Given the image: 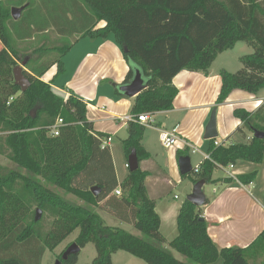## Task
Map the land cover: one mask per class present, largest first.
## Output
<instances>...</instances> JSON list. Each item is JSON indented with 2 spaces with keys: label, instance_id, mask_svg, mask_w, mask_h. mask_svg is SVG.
I'll list each match as a JSON object with an SVG mask.
<instances>
[{
  "label": "trees",
  "instance_id": "obj_1",
  "mask_svg": "<svg viewBox=\"0 0 264 264\" xmlns=\"http://www.w3.org/2000/svg\"><path fill=\"white\" fill-rule=\"evenodd\" d=\"M12 8H23L18 20L13 19ZM51 30L73 41L50 47L44 39L30 54L19 50L20 43L36 36L45 38ZM110 37L123 50L129 67L125 84L138 70L147 84L133 102L131 115L136 120L144 113L173 110L179 93L173 79L182 71L208 75L217 57L239 42H246L254 52L241 58L243 67L238 72H221L217 105L225 103L234 90L258 94L264 88V0H0V155L26 172L0 167V264H23L13 255L19 245L34 249L39 263L46 251H55L76 230L79 235L74 243L81 249L89 244L96 248L92 264H113V256L120 251L147 264H186L166 245L194 264H213L219 259L223 264H250L259 246L264 264V231L246 249H219L208 234L201 208L188 200L177 219L178 236L167 242L160 232L156 203L146 189L149 173L140 168L122 182L124 196L116 204L112 197L105 208L128 209L130 223L144 239L107 226L90 208L99 207L118 187L111 152L109 146H102L105 136L94 133L87 104L53 85L65 71L64 58L80 40ZM26 56L32 58L30 72L24 71L31 85L22 92L15 84L14 69ZM55 66L52 82L44 81ZM235 116L242 122L237 133L244 142L216 146L212 140L210 160L200 165L199 173L194 169L184 178L195 175V185L237 181L246 186L256 181V173L213 181L218 168L264 162V139L254 136L255 131L264 132V106L255 114L237 109ZM58 120L63 124L55 136ZM144 132L140 123L130 122L124 142L126 156L136 150L140 163L150 159L142 147ZM186 155L187 151L178 153ZM43 182L87 206L66 200ZM94 187L100 188L98 196L91 192ZM46 217L52 221L44 232ZM78 259L79 255L71 256L63 264H77Z\"/></svg>",
  "mask_w": 264,
  "mask_h": 264
},
{
  "label": "crops",
  "instance_id": "obj_2",
  "mask_svg": "<svg viewBox=\"0 0 264 264\" xmlns=\"http://www.w3.org/2000/svg\"><path fill=\"white\" fill-rule=\"evenodd\" d=\"M104 26V23L101 24V27ZM1 47L0 41V49ZM76 49L81 53V59L70 71L68 55L65 57V71L56 79L53 88L66 96L73 92L80 97L87 104V118L93 125L94 133L104 135L105 139H112L108 146L118 182L114 192L100 203L99 207L92 208L105 222L109 217L115 220L114 223L117 225L113 228L125 231L135 229L130 223L128 209L115 207L117 210L115 212L105 208L112 197L116 204V201L124 196L120 186L131 173L124 149V142L129 136V123L123 119L131 115L135 98L119 94L120 86L125 85L129 67L123 50L112 37L107 40L85 38L80 40L71 51ZM212 66L208 75L182 71L173 79V85L179 90L174 100V109L153 115L155 123L151 129L152 135L146 131L148 127L140 124L145 127L142 147L149 153L150 159L142 161L139 168L149 173L145 182L146 189L150 199L156 203V212L161 219L160 232L167 242L178 236L177 219L183 205V203L176 205L170 202L164 204L166 201L164 197L176 186L178 173L184 178L179 168L178 153L187 151L186 156L190 157L193 170L196 169L208 156L212 140H205L204 137L214 111H216L218 131L215 142L230 146L244 142L242 136L237 133L238 129L242 128V122L235 116V111L243 109L255 114L264 106V97L261 93L251 94L243 90H234L225 103L217 105L222 88L221 72H235L225 67L214 70ZM50 74L51 77L46 81L48 83L57 75L56 66L48 72V75ZM174 129L177 130L179 142L174 147L166 149L160 142V132L163 130L171 132ZM223 139L225 141H222ZM194 149L197 150L196 153H193ZM191 154L200 156L193 162ZM118 162L123 169L121 177ZM218 170L223 171L225 175L218 177ZM252 173H256L257 178L251 185L245 186L237 181L233 185L222 182L210 183L215 187L214 197L208 199L205 195L208 203L201 207V210L203 219L208 224V234L219 249L233 247L246 249L264 231V162L260 165L238 162L234 166L218 168L213 173V181L226 178L235 180L238 176ZM189 178L191 179L192 175ZM207 184L209 183L205 186ZM118 190L121 191V195L116 194ZM174 200L179 201L180 198L175 195ZM83 203L82 200L75 202L80 206H84ZM165 226L172 227L170 229L172 239L165 235ZM138 235L135 233L134 236L140 237ZM165 248L167 249L168 246L166 245Z\"/></svg>",
  "mask_w": 264,
  "mask_h": 264
},
{
  "label": "rangeland",
  "instance_id": "obj_3",
  "mask_svg": "<svg viewBox=\"0 0 264 264\" xmlns=\"http://www.w3.org/2000/svg\"><path fill=\"white\" fill-rule=\"evenodd\" d=\"M103 24V23H102ZM47 37H42V36H36V38L31 41V42H25V43H20L18 45L19 50L23 53V54H30L34 48H37L39 45L43 44V42L45 41L44 39H47V45L50 47H55V46H62L64 44L67 43H71L73 41V37H68V38H60L55 31H49V33L47 35H45ZM254 52L253 48L250 47L246 42H239L234 49H231L229 51H226L222 54H220L218 56V58L215 60V62L213 63L212 68L214 70H220L223 69V67L229 69L230 71L233 72H238L239 70L242 69L243 65L241 63V58H243L244 56L250 55ZM24 59H22V61H19L18 65H22V62L25 61L27 58L32 59L31 57H23ZM35 58V57H34ZM70 58V59H69ZM30 59L28 61V63L26 64V66L24 67V71L26 72H30L29 71V62ZM81 59V53L78 51V49L74 50L73 52L71 51L68 54V70L71 68L72 66H74L75 64H78L79 60ZM64 62H65V58H64ZM47 76L44 78L45 81H48V79L51 77V74L48 75V73L46 74ZM261 93V95L264 97V88L261 89L259 91ZM153 127L150 126L146 129V131L149 133V135H152V129ZM246 135L248 137H253V134L249 131H245ZM226 139V138H225ZM225 139H223L222 141H225ZM197 149V148H196ZM198 156L200 155H193L191 154V158L192 161L194 162L196 158H198ZM118 158V156H116V159ZM0 167L5 168V169H9V170H18L20 171L22 174H26V172L22 169H20L19 167H17L15 164H13L6 155H0ZM125 168V166H124ZM118 170H119V175L120 177L123 176V169H122V165L120 162H118ZM126 170H128V168L126 167ZM225 175V173L221 170H218L217 176L218 177H223ZM197 177L195 175H192V178L190 179L189 177L187 178H182L181 175L178 173L177 175V183L175 188H173L170 192H168L169 195H166L164 198L166 199V201H164V204H169L170 203H175L176 205H179L180 203H184L188 196L192 193L194 187H195V183L194 180ZM181 181H183L184 183H182ZM180 182V183H179ZM43 184L50 188L52 191L56 192L57 194H59L60 196H62L63 198H65L68 201H73V203L75 202H80V200L72 195H68L66 194L64 191H62L59 188H56L55 186L49 185L45 182H43ZM214 185L212 184H207L203 190V193L207 196L208 199H212L214 197ZM175 195H177L180 200L179 201H175L174 197ZM79 204V203H78ZM84 206H87L85 204V202L83 203ZM93 211H95V209H93L92 207H90ZM52 221V218L50 217H46V219L43 222V228H44V232H46L49 229V223ZM115 220L111 219L110 217L106 219V225L110 226V227H114V225H117L114 223ZM172 227L170 226H165V235L169 238L172 239V231H170ZM127 231H130V233H135L139 234L141 239H144V236L142 233H140L138 230L136 229H129ZM79 235V230H76L66 241H64L55 251L51 252V251H46V253L42 256V258L40 259L39 263H38V254L34 253V249L31 250L28 248V246H21L19 245L18 247H16L13 251V255H15L17 258L20 259L21 262H23V264H56L60 258L63 256V254L65 253V251L72 245L74 244L76 238ZM138 235V236H139ZM173 240V239H172ZM167 250H169L173 256L186 263V264H194L192 262H190L187 258L183 257L182 255H180L179 253H177L176 251H174L171 248H167ZM262 247H256L254 249L253 255H254V260L250 261V264H263V257H262ZM97 256V252H96V248L93 244H89L86 248L82 249L80 251L79 254V259H78V263L77 264H92L93 260L96 258ZM113 264H147L145 263L143 260L138 259L124 251H120L118 253H116L113 256ZM213 264H223V261L221 259H219L218 261H216Z\"/></svg>",
  "mask_w": 264,
  "mask_h": 264
},
{
  "label": "water",
  "instance_id": "obj_4",
  "mask_svg": "<svg viewBox=\"0 0 264 264\" xmlns=\"http://www.w3.org/2000/svg\"><path fill=\"white\" fill-rule=\"evenodd\" d=\"M23 8H12V17L14 20H18L21 16ZM30 58H27L22 62V65H18L14 69V79L15 84L21 88L22 92H25L31 85L29 79L24 75V67L28 63ZM120 92L123 93L128 98H135L144 92L147 89L146 81L142 75V73L138 70L136 71L133 79L123 86H120ZM254 136L259 139H264V132L255 131ZM218 138L217 131V118L216 111L212 113L210 122L206 128L205 132V140H216ZM140 167V162L137 156L136 150H133L128 157V168L131 173L137 171ZM179 168L182 175L186 176L191 174L193 168L191 165L190 157H180L179 158ZM205 181L198 182L193 190V193L188 196L187 200L195 205L197 208H201L206 204V196L203 193V187L205 186ZM91 192L98 196L100 193V188L94 187ZM82 249L76 244H72L63 254L62 261L59 260L56 264H63V262H67L71 256H76L80 254Z\"/></svg>",
  "mask_w": 264,
  "mask_h": 264
},
{
  "label": "built area",
  "instance_id": "obj_5",
  "mask_svg": "<svg viewBox=\"0 0 264 264\" xmlns=\"http://www.w3.org/2000/svg\"><path fill=\"white\" fill-rule=\"evenodd\" d=\"M123 121L127 122V123H130V122H134V121H137L138 123L140 124H143L144 126L146 127H150V126H153L154 123H155V119H154V116L151 115V114H148V113H144V114H141L137 120L135 117H133L132 115L126 117L123 119ZM63 124V121L62 120H58L56 126H54V131H53V134L55 136H58L59 135V132H58V127L61 126ZM160 142L162 144V146L166 149H170L172 147H174L178 142H179V138H178V134H177V130L174 129L173 131H166V130H163L160 132ZM112 139L111 138H108V139H105L103 141V144L102 146L105 147V146H108L109 143H111ZM215 145L216 146H221L222 144L218 143V142H215ZM197 150H193V153H196ZM205 160H210V157L209 155L207 157H205ZM199 170H200V166L196 167L195 169V173H199ZM116 194L117 195H121V191L118 190L116 191Z\"/></svg>",
  "mask_w": 264,
  "mask_h": 264
}]
</instances>
